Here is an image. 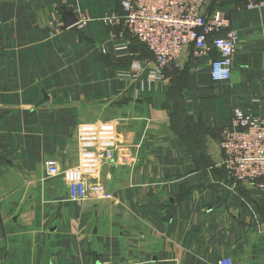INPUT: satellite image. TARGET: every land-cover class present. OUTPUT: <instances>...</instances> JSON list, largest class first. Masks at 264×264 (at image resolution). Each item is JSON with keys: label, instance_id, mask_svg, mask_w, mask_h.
<instances>
[{"label": "crops", "instance_id": "obj_1", "mask_svg": "<svg viewBox=\"0 0 264 264\" xmlns=\"http://www.w3.org/2000/svg\"><path fill=\"white\" fill-rule=\"evenodd\" d=\"M217 4L240 34L228 82L191 46L154 79L106 19L121 0H0V264H264V180L220 166L233 109L264 114V8Z\"/></svg>", "mask_w": 264, "mask_h": 264}, {"label": "built area", "instance_id": "obj_2", "mask_svg": "<svg viewBox=\"0 0 264 264\" xmlns=\"http://www.w3.org/2000/svg\"><path fill=\"white\" fill-rule=\"evenodd\" d=\"M246 6L260 10L264 0H247ZM121 8L123 14L112 13L106 19L111 24L123 23L131 35L147 46L155 60L154 79H164L166 70L191 46L192 58L196 60L214 47L219 57L211 62V77L214 82L230 81L240 34L232 28L230 13L215 6L214 0H121ZM220 147V166L235 183L264 180V114L234 108ZM50 174L59 175V168L51 166ZM260 186L264 188V182ZM88 192L89 184L83 179L72 182L71 200H84ZM220 264L235 263L224 258Z\"/></svg>", "mask_w": 264, "mask_h": 264}, {"label": "water", "instance_id": "obj_3", "mask_svg": "<svg viewBox=\"0 0 264 264\" xmlns=\"http://www.w3.org/2000/svg\"><path fill=\"white\" fill-rule=\"evenodd\" d=\"M60 13L63 15L65 28L71 27L79 22L77 15L72 10L67 9L66 6L61 7Z\"/></svg>", "mask_w": 264, "mask_h": 264}, {"label": "trees", "instance_id": "obj_4", "mask_svg": "<svg viewBox=\"0 0 264 264\" xmlns=\"http://www.w3.org/2000/svg\"><path fill=\"white\" fill-rule=\"evenodd\" d=\"M217 1H218V0H214V4H215V6H217V7H221L220 5L217 4ZM228 12H229V11H228ZM143 45L146 46L145 44H143ZM147 49H148V48H147ZM148 51H149L150 54H152L150 50H148ZM152 55H153V54H152Z\"/></svg>", "mask_w": 264, "mask_h": 264}]
</instances>
